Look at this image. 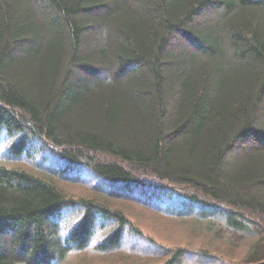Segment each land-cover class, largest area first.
Returning a JSON list of instances; mask_svg holds the SVG:
<instances>
[{
  "label": "trees",
  "instance_id": "16d2710c",
  "mask_svg": "<svg viewBox=\"0 0 264 264\" xmlns=\"http://www.w3.org/2000/svg\"><path fill=\"white\" fill-rule=\"evenodd\" d=\"M262 121L264 0H0V128L18 134L0 164V264L264 261V154L242 146ZM31 138L62 168L13 166L42 152ZM115 200L246 242V256L167 243Z\"/></svg>",
  "mask_w": 264,
  "mask_h": 264
},
{
  "label": "rangeland",
  "instance_id": "374dc122",
  "mask_svg": "<svg viewBox=\"0 0 264 264\" xmlns=\"http://www.w3.org/2000/svg\"><path fill=\"white\" fill-rule=\"evenodd\" d=\"M227 57H230V56H227ZM227 61H229V59L227 58ZM263 122V121H262ZM264 123V122H263ZM263 130V128H260ZM263 137L260 138V137H255L257 139H255L254 137L252 138V136H249V137H246L247 139L243 138L242 141V146L243 145H247V144H250L252 146H244V147H248V149L245 151L247 152L248 150L251 151V154L252 153H256V152H263L264 154V149H261V147L263 146L264 144V135H262ZM18 137V134H14V135H8L7 133V130L5 127H1L0 128V164H4V165H8V161L10 162L11 160H8L6 161L5 159L8 158V152H7V149H8V146L10 145L11 142H13L16 138ZM32 139V138H31ZM36 139H32L31 140V143H32V147L31 148H34L36 147L39 151H42L41 153H38L36 151H34L35 155L33 157H30V160L28 159H19V161H14L13 162V166H20V167H27L30 169V171H32L33 173H36V174H40L42 175L41 173H38L35 169V165L39 164L41 158L43 156H45V158L47 159V162L45 165H47V163L49 165H54L55 167H60L62 168L61 166H63V164L65 163V160L63 158H61L57 153L59 152V148H56V147H52L49 145L50 148L46 147V146H37L38 145V142ZM245 142V144H244ZM47 144V143H45ZM241 144V143H240ZM257 146H260V149L257 148L255 150V148ZM41 147V148H39ZM52 149V150H51ZM243 153V152H242ZM242 153H238L236 152L235 153V156H234V161L237 160V162H239L242 157ZM100 157L103 159H114L108 155H103V154H100ZM116 160V159H114ZM21 161L24 163L22 164ZM117 162H120L121 164V161H118L116 160ZM229 161L230 160H226L225 164L228 166V168L230 167V164H229ZM20 163V164H19ZM82 167L83 164H81ZM233 165V164H232ZM231 165V167H232ZM90 171H84V169H82L83 172H81L79 170L80 173H82V176H78L83 182L85 183H92V181H90V179H93V182L96 175L94 176V173L93 171L89 168ZM227 171V169L225 170V172ZM84 174V175H83ZM100 178L97 180L99 181ZM104 187L106 189H120V188H117L116 187V181H110V180H106L104 181ZM149 184L151 185H154V186H158V184H153V183H150ZM57 185H60V184H57ZM63 192H65L67 195L71 194L70 196H72L73 198H86L87 196H89L90 194V191L91 189L88 187V186H80V185H76V184H70V185H65L64 188H60ZM112 207H120L122 209V211L130 218L131 217H134V216H137V217H140L142 216V225H141V222L139 221L137 226L138 228H142L144 227L143 226V223L145 220H152L151 221V225H149L147 227V229H149L150 231H152L153 233H155L156 235H159L165 242L167 243H170V244H173V245H188V246H192L194 248H197L195 250V252H198L200 250H207V249H215L219 252H221L222 254H224L225 256L229 257L231 260H233L232 262L234 263H239L238 260L239 259H244L245 256H246V252H247V248H248V245L246 242H241L239 244H231V243H226V236H222V237H216L210 230V228L204 226L203 227V230L205 231L204 232H201L199 228L195 229L194 228V224H187L185 226H182L181 228H184L183 230H181L180 232L179 231H175L173 230L174 227L173 225H171L170 223L168 222H161L157 219H155L154 217H151V216H145V213H142L141 211H139L137 209V206L134 205L133 203H130L126 200H115L113 201ZM218 210L220 211H223L225 210L224 208L222 209L221 206H218L216 207ZM133 219V218H132ZM76 222L75 218L71 219V220H68V224L70 225H73V223ZM146 228V227H144ZM154 235V236H156ZM94 259V258H93ZM95 260V259H94ZM94 260H92L91 258H84V257H81L80 255H76V253H73L71 255H69L65 261H63L62 264H94ZM97 260V258H96ZM94 261V262H92ZM114 262H116L117 264H140L141 262L138 260V261H135V260H127V261H124L123 259H121L120 257L118 256H115L113 258H108L106 260H103V261H98L95 262V264H113Z\"/></svg>",
  "mask_w": 264,
  "mask_h": 264
},
{
  "label": "water",
  "instance_id": "95a60500",
  "mask_svg": "<svg viewBox=\"0 0 264 264\" xmlns=\"http://www.w3.org/2000/svg\"><path fill=\"white\" fill-rule=\"evenodd\" d=\"M254 264H264V261L263 262L254 263Z\"/></svg>",
  "mask_w": 264,
  "mask_h": 264
}]
</instances>
